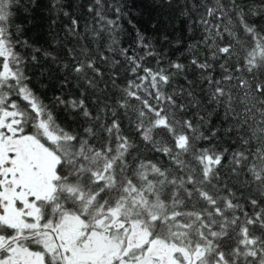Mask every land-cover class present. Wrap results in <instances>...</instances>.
Instances as JSON below:
<instances>
[{
	"label": "snow or ice",
	"instance_id": "obj_1",
	"mask_svg": "<svg viewBox=\"0 0 264 264\" xmlns=\"http://www.w3.org/2000/svg\"><path fill=\"white\" fill-rule=\"evenodd\" d=\"M146 6L0 0V264H264V0Z\"/></svg>",
	"mask_w": 264,
	"mask_h": 264
},
{
	"label": "trees",
	"instance_id": "obj_2",
	"mask_svg": "<svg viewBox=\"0 0 264 264\" xmlns=\"http://www.w3.org/2000/svg\"><path fill=\"white\" fill-rule=\"evenodd\" d=\"M148 0H137L138 7L143 12L142 16H137V26L142 30L150 31V15H154L150 7H147ZM47 0H41V8L35 13V19L30 23L24 17L21 20L25 21V27L30 29L29 35L34 40H38L43 44L49 39L48 32V19H47ZM142 6V7H141ZM41 91H44L41 89ZM48 95H51V90L48 91Z\"/></svg>",
	"mask_w": 264,
	"mask_h": 264
}]
</instances>
